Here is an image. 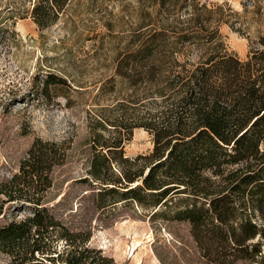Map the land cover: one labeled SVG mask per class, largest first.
<instances>
[{
  "label": "trees",
  "instance_id": "16d2710c",
  "mask_svg": "<svg viewBox=\"0 0 264 264\" xmlns=\"http://www.w3.org/2000/svg\"><path fill=\"white\" fill-rule=\"evenodd\" d=\"M29 1L30 16L43 29L71 0ZM137 1L141 20L130 48L96 91L113 97L93 112L87 174L100 197L130 199L142 210L181 203L171 218L190 223L207 262L252 263L264 245V34L240 58L220 33L224 24L242 29L227 2ZM0 32H8L5 24ZM65 83L53 73L43 79L44 88ZM134 128L147 131L153 147L129 157L124 142ZM65 156L57 142L36 138L18 171L0 183V215L14 204L0 224L3 264H116L52 212L50 172Z\"/></svg>",
  "mask_w": 264,
  "mask_h": 264
},
{
  "label": "rangeland",
  "instance_id": "374dc122",
  "mask_svg": "<svg viewBox=\"0 0 264 264\" xmlns=\"http://www.w3.org/2000/svg\"><path fill=\"white\" fill-rule=\"evenodd\" d=\"M205 1L227 2L238 12L241 31L224 24L220 33L228 50L245 58L250 40L264 34V0H257L261 16L254 13L252 0ZM31 5L29 0H0V23L8 29L0 32V183L18 171L36 138L55 141L66 148V156L50 172L46 197L66 227L89 235L90 247L116 264H214L201 255L190 223L171 218L181 203L142 210L130 199L100 197L99 186L87 174L93 112L113 97L96 91L114 75L117 56L130 48L141 20L138 1L71 0L59 19L43 29L30 16ZM47 73L66 83L44 88ZM152 147V136L134 128L124 153L134 157ZM106 200L105 207L97 206ZM12 205H5L7 216L0 215V224L10 217ZM63 245L60 240L58 249ZM261 250L262 258L234 264H264V245ZM6 261L0 253V264Z\"/></svg>",
  "mask_w": 264,
  "mask_h": 264
}]
</instances>
